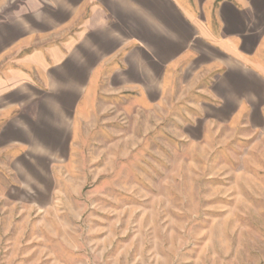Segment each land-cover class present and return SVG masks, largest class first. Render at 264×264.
I'll list each match as a JSON object with an SVG mask.
<instances>
[{"label":"rangeland","instance_id":"rangeland-1","mask_svg":"<svg viewBox=\"0 0 264 264\" xmlns=\"http://www.w3.org/2000/svg\"><path fill=\"white\" fill-rule=\"evenodd\" d=\"M82 2L0 0V264H264V118L199 122L205 85L39 113L21 60L80 37Z\"/></svg>","mask_w":264,"mask_h":264},{"label":"crops","instance_id":"crops-1","mask_svg":"<svg viewBox=\"0 0 264 264\" xmlns=\"http://www.w3.org/2000/svg\"><path fill=\"white\" fill-rule=\"evenodd\" d=\"M82 7L80 37L21 60L51 94L39 113L73 118L102 90L152 106L164 92L205 85L199 122L264 118V74L252 62L264 40V0H83Z\"/></svg>","mask_w":264,"mask_h":264}]
</instances>
